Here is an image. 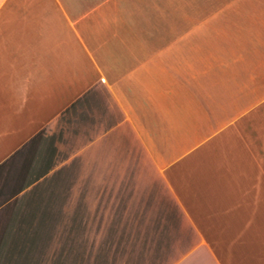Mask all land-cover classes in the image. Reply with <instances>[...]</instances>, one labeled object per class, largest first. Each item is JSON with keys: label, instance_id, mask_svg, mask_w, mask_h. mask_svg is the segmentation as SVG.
I'll return each instance as SVG.
<instances>
[{"label": "crops", "instance_id": "obj_1", "mask_svg": "<svg viewBox=\"0 0 264 264\" xmlns=\"http://www.w3.org/2000/svg\"><path fill=\"white\" fill-rule=\"evenodd\" d=\"M0 264H264V0H0Z\"/></svg>", "mask_w": 264, "mask_h": 264}]
</instances>
